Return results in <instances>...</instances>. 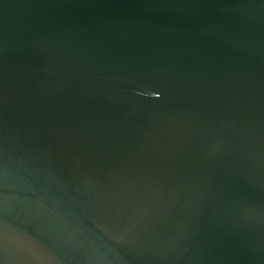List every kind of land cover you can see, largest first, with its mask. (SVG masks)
<instances>
[{"label": "water", "instance_id": "1", "mask_svg": "<svg viewBox=\"0 0 264 264\" xmlns=\"http://www.w3.org/2000/svg\"><path fill=\"white\" fill-rule=\"evenodd\" d=\"M0 264H264V0H0Z\"/></svg>", "mask_w": 264, "mask_h": 264}]
</instances>
